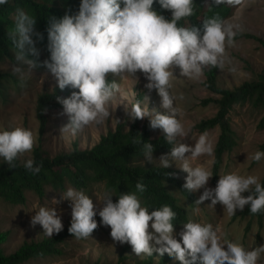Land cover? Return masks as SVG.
<instances>
[{
	"label": "clouds",
	"instance_id": "1",
	"mask_svg": "<svg viewBox=\"0 0 264 264\" xmlns=\"http://www.w3.org/2000/svg\"><path fill=\"white\" fill-rule=\"evenodd\" d=\"M8 0H0L5 5ZM170 13L165 18L153 9V4ZM237 4L239 0H211V4ZM193 0H79L78 10L67 12L60 18L50 17L46 27V51L48 57L42 62L30 59L39 57L35 43L43 36L36 31V19L23 9L15 10L14 29L9 33L14 48L16 64L12 71L23 80L26 68L42 66L55 78L57 87L63 90L70 86L73 91L68 98L57 101L62 105L68 123L61 131L73 135L91 123L101 124L109 115L108 104L121 93L120 85L112 77L124 79L142 74L147 81L144 87L153 89L160 98L165 111L143 108L133 103L126 111L130 121L147 118L150 129H160L164 139L173 146L168 154L158 160L161 167L168 168L170 161H179V169L186 173L183 188L188 192L203 189L194 203L199 206L210 200L208 206L217 203L229 217L236 210L256 214L264 211V187L254 175H239L230 172L219 176L214 188L206 187L212 173L203 166H193L191 161L200 156L213 154V143L206 132L201 133L189 145L181 141L189 137L190 127L181 122L180 109L174 106L175 96L170 94V77L178 69L180 76L199 79L207 67H220L226 44L234 42V26L216 18L204 20L200 27L178 26V22L193 12ZM35 38V39H34ZM147 100L148 97L145 96ZM133 143H139L133 139ZM33 147V135L23 127L0 129V160L14 168L16 158ZM144 161L151 164L153 145L144 141ZM187 153V155H186ZM264 152L255 151L251 161H260ZM23 167L35 175L40 165L33 159H26ZM136 192L143 193L145 185L137 181ZM248 193V195H242ZM60 200H67L70 207V226L67 231L77 239L88 238L97 228L95 216L100 224L110 228L114 242L131 246L136 255H163L167 253L190 264L197 259L201 264H257L264 245L245 250L242 245L218 235L219 229L211 224L189 220L183 224L179 242L173 232L175 212L168 205L158 209L142 207L135 193H121L115 202L112 195L105 193L101 202L94 205L83 190L67 188L60 194ZM52 205L58 204L55 197ZM199 208L194 209V213ZM30 217V225H39L45 236L51 237L63 229L60 216L53 207L40 206ZM151 229V230H149Z\"/></svg>",
	"mask_w": 264,
	"mask_h": 264
},
{
	"label": "rangeland",
	"instance_id": "2",
	"mask_svg": "<svg viewBox=\"0 0 264 264\" xmlns=\"http://www.w3.org/2000/svg\"><path fill=\"white\" fill-rule=\"evenodd\" d=\"M223 22L233 25V30L237 34L234 36L233 44L225 46L223 64L217 67L216 86L220 89L233 90L244 83H256L258 77L264 75V0H240L231 16ZM11 56L12 60L4 59L0 62V74L12 76V79L1 81L0 129L23 127L31 131L33 135L32 150L16 158L15 161L19 165H23L26 159H32L35 150H38L43 157L52 159L70 153L74 144L79 150L92 148L102 136L113 132L118 124H123L127 130L134 122L128 120L126 114L133 103L139 102L141 107H148L149 110L155 109L160 113L165 111L160 106V98L155 90L149 92L144 87L147 81L139 72L136 73V79L134 77L114 78L109 74L110 80H117L121 93H118L108 104L110 115L101 124L91 123L75 135L69 131H61V128L68 123V118L60 107L57 110L46 112V121L41 125L36 117L37 101L41 96H51L59 88L56 80L44 67H34L31 71L25 68V75L21 80L12 71L16 61L14 53ZM38 59L41 62L44 60L41 52H39ZM208 70L209 67L205 68L199 79L180 76L178 69L174 70L173 76L170 77L169 91L176 97L174 106L180 109L178 118L181 119L185 127L191 129L189 137H185L181 142L191 145L201 133L206 132L215 148L219 129L215 127L199 131L196 128L202 122L214 118L218 111L217 102L220 98L207 92L203 86ZM145 96L148 97L147 100ZM204 101L211 102L204 106L202 105ZM226 119L230 131L235 136L236 146L223 156L218 179L221 175L235 172L239 175H254L260 182L264 179V158L254 162L251 161L250 156L264 144V111L255 109L248 104L233 106ZM138 122L143 123L148 120L142 118L138 119ZM162 135L164 134L161 130L155 133V137ZM169 152L153 155L154 160L151 164L145 162L143 158L138 160L136 165L145 168L161 167L157 161L158 158ZM179 163V161H170V166L167 169L174 172L175 177L184 184L186 173L178 168ZM191 163L193 166H203L212 172L213 154L197 157ZM7 167L8 165L0 160V169ZM215 185L211 176L206 187L214 188ZM67 188L69 186L66 184L63 191H54L50 186H45L41 197L32 192H26L23 205H11L0 200V233L6 235V241L0 245V250L5 256L14 253L25 244L37 243L50 238L43 234V230L38 224L30 225V217L40 206L55 208L61 218L63 229L70 225L69 202L60 200V194ZM83 191L90 196L94 205L102 201L105 193L112 195V200L115 202L113 193L107 190L103 184L90 183ZM202 191L203 189H199L191 193L195 199H198ZM174 194L176 195V192ZM242 195L246 196L248 193H242ZM53 197L60 202L52 205ZM178 198L181 197L178 196ZM209 204L210 200L207 199L199 206L195 203L189 204L186 200L182 201L184 207L193 208V211L189 213L190 220L201 224H211L214 229L218 228V235L221 236V239L239 243L245 250H252L264 245V219L260 225L251 221L248 226V221L240 216L247 205L242 211L236 210L234 215L229 217L219 203L213 207L208 206ZM197 207L199 211L194 213V209ZM94 219L97 221V228L95 233L88 238L67 240L62 245L61 255L38 258L25 264H180V261L170 257L167 253L160 255L154 251L152 255L143 253L136 255L128 243L120 244L111 239L110 228L100 224L99 216H95ZM182 229L183 227H178L173 232L178 242V233ZM186 260H189L190 264L201 263L199 259L191 262L190 257L187 256ZM257 264H264V252H260Z\"/></svg>",
	"mask_w": 264,
	"mask_h": 264
},
{
	"label": "trees",
	"instance_id": "3",
	"mask_svg": "<svg viewBox=\"0 0 264 264\" xmlns=\"http://www.w3.org/2000/svg\"><path fill=\"white\" fill-rule=\"evenodd\" d=\"M78 3L79 0H8L7 4L0 5V62L4 59L12 60L11 54L14 53V48L9 33L14 29L13 16L17 8L23 9L36 19L34 28L42 34L43 39L36 42L35 47L46 59L48 57L46 27L49 18H60L66 12L72 14L78 10ZM236 5L211 4V0H193L192 14L179 21L178 26L200 27L201 23L209 18H216L223 22L231 16ZM152 7L165 18L170 17V13L160 9L158 4L154 3ZM29 58L37 60L38 63L41 62L37 57L29 56ZM39 67H43L42 63ZM216 72L217 67H209L203 86L207 92L220 98L217 102V114L214 118L196 127L199 131L215 127L219 129V136L213 151L211 172L213 184L217 182L223 156L236 146L235 136L230 131L226 119L230 109L233 106L248 104L264 111V75H260L256 83H244L236 89L225 90L216 86ZM4 79H12V76L0 74V88L1 81ZM73 91H78V89L65 87L61 90L57 88L51 96L45 95L38 99L36 117L41 125L46 121V112L62 107L57 97L68 98ZM210 102L204 101L202 105L205 106ZM159 130L150 129L148 122L139 123L138 120H134L127 130L123 124L116 125L113 132L102 136L98 143L90 149L79 150L74 144L70 153L52 159L43 157L38 150H35L32 159L35 164L40 165V171L37 174H31L16 161H14L16 165L14 168L0 169V200L11 205H23L26 192H32L41 197L45 186H50L54 191H63L66 184L76 190H85L90 183L103 184L113 193L115 201L121 193H135L140 204L149 211L158 209L162 205L170 206L176 214L172 221L173 229L183 227V224L190 220L189 213L193 211V208L184 207L182 201L186 200L189 204H193L196 200L194 195L182 187L183 183L175 177V173L171 170L163 167L145 168L136 165L138 160L144 158L142 152L144 141L153 145V155L167 153L171 150L173 145L164 139V135L155 137V133ZM134 138L140 142L133 143ZM259 151L264 152V144L260 146ZM137 181L145 185L143 193L136 192ZM260 183L264 187V179ZM240 216L248 221V226L251 221L260 225L264 219V211L252 214L247 206ZM69 226L50 238L37 243L25 244L8 256L0 250V264H25L30 260L61 255L62 245L67 240L77 239L67 231ZM95 231L94 229L90 235ZM5 241L6 235L0 233V245Z\"/></svg>",
	"mask_w": 264,
	"mask_h": 264
}]
</instances>
